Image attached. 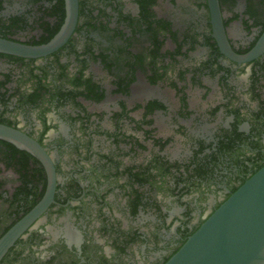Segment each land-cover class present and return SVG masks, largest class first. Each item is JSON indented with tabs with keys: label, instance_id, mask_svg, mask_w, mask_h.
Segmentation results:
<instances>
[{
	"label": "flooded vegetation",
	"instance_id": "af4514ba",
	"mask_svg": "<svg viewBox=\"0 0 264 264\" xmlns=\"http://www.w3.org/2000/svg\"><path fill=\"white\" fill-rule=\"evenodd\" d=\"M78 0L53 52H0V126L53 202L0 264H165L264 167V0ZM66 0H0V40L51 44ZM49 173L0 138V239Z\"/></svg>",
	"mask_w": 264,
	"mask_h": 264
},
{
	"label": "water",
	"instance_id": "95a60500",
	"mask_svg": "<svg viewBox=\"0 0 264 264\" xmlns=\"http://www.w3.org/2000/svg\"><path fill=\"white\" fill-rule=\"evenodd\" d=\"M66 5V25L51 44L30 47L0 40V52L38 57L56 50L70 36L78 17V0H66ZM210 7L218 37L224 39L218 1L210 0ZM0 138L33 152L49 173V185L43 200L0 239L1 262L53 202L56 185L54 168L39 144L2 126ZM165 264H264V167L225 201Z\"/></svg>",
	"mask_w": 264,
	"mask_h": 264
}]
</instances>
